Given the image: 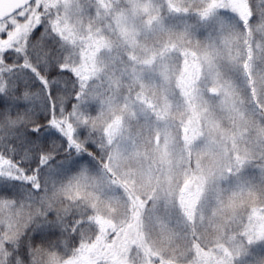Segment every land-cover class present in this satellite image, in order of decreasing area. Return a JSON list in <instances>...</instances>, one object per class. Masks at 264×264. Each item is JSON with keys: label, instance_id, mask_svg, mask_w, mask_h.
<instances>
[{"label": "rangeland", "instance_id": "1", "mask_svg": "<svg viewBox=\"0 0 264 264\" xmlns=\"http://www.w3.org/2000/svg\"><path fill=\"white\" fill-rule=\"evenodd\" d=\"M62 2L77 41H99L73 115L105 166L64 193L86 216L79 249L43 264H216L242 231L264 235V30L233 19L225 36L199 15L209 0Z\"/></svg>", "mask_w": 264, "mask_h": 264}, {"label": "snow or ice", "instance_id": "2", "mask_svg": "<svg viewBox=\"0 0 264 264\" xmlns=\"http://www.w3.org/2000/svg\"><path fill=\"white\" fill-rule=\"evenodd\" d=\"M66 13L62 0H24L12 13L0 16V207L18 220L16 239L0 237V264H43L57 229L69 232L79 246L78 234L72 231L77 222L65 224L71 205L65 207L64 193L80 185L79 178L87 176L85 166L98 155L89 138L79 139L85 134L74 124L73 112L96 71L91 61L99 41L96 46L91 37L87 44L77 41ZM199 15L205 21L220 18L225 36L233 34V19L241 35L254 38L258 28L264 30V0L258 7L254 0H209ZM8 98L16 103L7 105ZM69 99L76 102L72 111ZM37 106L46 113L42 119L35 116ZM61 150L65 170L77 172V177L57 188L49 166ZM234 167H243L239 158ZM138 219L134 211L133 222ZM216 264H264V235L242 231Z\"/></svg>", "mask_w": 264, "mask_h": 264}, {"label": "trees", "instance_id": "3", "mask_svg": "<svg viewBox=\"0 0 264 264\" xmlns=\"http://www.w3.org/2000/svg\"><path fill=\"white\" fill-rule=\"evenodd\" d=\"M79 86H77L78 88ZM72 93V87H71V84L69 85V89H68V94L69 96L71 95ZM33 95L35 94L34 92L32 93ZM72 100L69 99L67 102L70 103ZM16 101L12 98H8V100L6 101V104L11 106L13 104H15ZM46 113L43 111V109H41L39 106H37L36 108V112H35V116L37 119H42L44 117ZM12 115H13V118L15 117L16 113H15V110L13 109V112H12ZM3 124H0V133L3 132ZM66 157L64 155V152L63 150L60 151V154L56 157V159H54L51 164H50V168L53 169L54 171L51 173L54 174V175H57V174H61L63 172H67L65 170V166L64 164L62 163L63 160H65ZM90 164H94L92 165L93 167L95 168H102L104 167V159H102V154L101 152L98 150V155L96 156V158L94 160L91 161ZM88 164L86 165L85 167H91V165ZM97 166V167H96ZM76 174V172H68V174ZM45 175H48V171L45 170L44 172ZM73 221H76V227L72 229L73 232H77L78 234V239H79V235L80 233L82 232L83 229L86 228V216H78L76 214H73V215H69L65 218V224L66 225H71L73 223ZM56 236H57V240L53 242V245H52V252H55L56 254H59V255H63V256H66L67 258L68 257H73V256H70L71 253H73V251H77L80 247L77 246L73 240H72V237L70 235L69 232H66V231H61L59 229L56 230Z\"/></svg>", "mask_w": 264, "mask_h": 264}, {"label": "clouds", "instance_id": "4", "mask_svg": "<svg viewBox=\"0 0 264 264\" xmlns=\"http://www.w3.org/2000/svg\"><path fill=\"white\" fill-rule=\"evenodd\" d=\"M177 71H179V67L177 68ZM99 79H103V76H100ZM90 84L95 85L96 79H91ZM66 195L69 200L74 198L71 194H66ZM16 223H18V220L13 219L11 212L6 208L0 207V225H2L3 230L4 231L12 230L13 226L16 225ZM67 259H71V257H68Z\"/></svg>", "mask_w": 264, "mask_h": 264}, {"label": "water", "instance_id": "5", "mask_svg": "<svg viewBox=\"0 0 264 264\" xmlns=\"http://www.w3.org/2000/svg\"><path fill=\"white\" fill-rule=\"evenodd\" d=\"M24 0H0V16H6L20 7Z\"/></svg>", "mask_w": 264, "mask_h": 264}]
</instances>
